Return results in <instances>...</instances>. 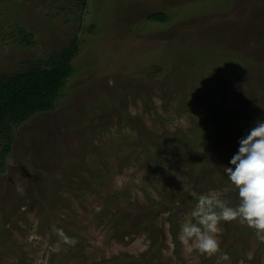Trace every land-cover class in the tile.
<instances>
[{"label":"rangeland","instance_id":"1","mask_svg":"<svg viewBox=\"0 0 264 264\" xmlns=\"http://www.w3.org/2000/svg\"><path fill=\"white\" fill-rule=\"evenodd\" d=\"M160 10L167 23L149 19ZM73 37L75 73L13 125L0 165V264H264L239 221L221 222L212 257L179 239L200 195L239 203L224 167L264 121V0H0V73Z\"/></svg>","mask_w":264,"mask_h":264},{"label":"clouds","instance_id":"2","mask_svg":"<svg viewBox=\"0 0 264 264\" xmlns=\"http://www.w3.org/2000/svg\"><path fill=\"white\" fill-rule=\"evenodd\" d=\"M234 167H224L228 179L238 189L239 203L230 206L220 192L199 196L191 216L195 222L181 225L179 239L182 243H193L195 250L212 257L220 252L221 222L239 221L255 230L260 242H264V121H258L248 134L239 140L238 151L229 161ZM60 241L75 246L77 240L58 229ZM60 251V245L53 246ZM227 253L220 255L217 264L227 260Z\"/></svg>","mask_w":264,"mask_h":264},{"label":"trees","instance_id":"3","mask_svg":"<svg viewBox=\"0 0 264 264\" xmlns=\"http://www.w3.org/2000/svg\"><path fill=\"white\" fill-rule=\"evenodd\" d=\"M82 5L84 0H78ZM149 19L167 23L171 18L164 10L151 13ZM92 25L90 26V30ZM18 44L30 47L34 42V33L23 25H17ZM78 39L73 37L67 48L54 50L47 60H27L22 68L15 72L0 73V165L10 151L13 125L23 123L34 114L51 110L61 96L66 83L75 73L71 61L78 51ZM200 48V47H199ZM153 251L150 247L140 256H126L130 262L144 261ZM124 257L106 260L105 264L118 263Z\"/></svg>","mask_w":264,"mask_h":264}]
</instances>
